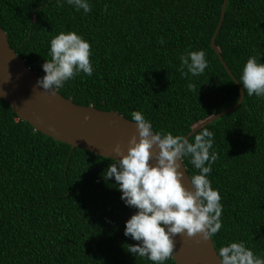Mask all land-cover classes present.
Listing matches in <instances>:
<instances>
[{
    "label": "trees",
    "instance_id": "1",
    "mask_svg": "<svg viewBox=\"0 0 264 264\" xmlns=\"http://www.w3.org/2000/svg\"><path fill=\"white\" fill-rule=\"evenodd\" d=\"M223 2L90 0L86 14L65 0H0V26L39 78L51 39L76 32L91 44L94 71L60 95L130 121L138 111L155 132L187 136L239 101L210 45ZM215 45L240 83L246 61L264 55V0H229ZM200 50L208 68L185 78L179 57ZM204 129L219 154L208 177L223 205L215 248L243 241L264 258V98L245 91L237 109ZM114 162L34 130L0 98V264H153L126 251L138 243L124 235L136 209L125 206L114 178H103ZM183 164L189 177L198 174L190 158Z\"/></svg>",
    "mask_w": 264,
    "mask_h": 264
},
{
    "label": "clouds",
    "instance_id": "2",
    "mask_svg": "<svg viewBox=\"0 0 264 264\" xmlns=\"http://www.w3.org/2000/svg\"><path fill=\"white\" fill-rule=\"evenodd\" d=\"M77 12H91L90 0H65ZM164 43L163 39L160 41ZM50 61L42 65L45 75L37 80L36 87L55 95L57 89L81 73L91 76V44L74 31L61 32L50 41ZM264 56V55H261ZM260 57L251 56L242 69L243 93L248 97L264 98V64ZM180 71L185 78L191 74L202 75L209 62L203 50L189 51L181 55ZM186 69V71H184ZM189 91L196 86L188 84ZM139 135L129 142L127 154L117 146L116 155L121 158L109 164L103 178H114L125 206L136 209L126 221L125 237L138 243L127 245V252L146 258L153 264H164L173 257L174 238L200 234L203 240H211L222 228L223 205L218 189H213L208 178L212 165L219 159L213 150L214 133L203 129L194 136L162 133L153 130L152 123L138 111L131 114ZM156 146L159 151L152 152ZM190 158L198 174L190 177L192 190L182 184L183 160ZM154 162V163H153ZM220 264H264V258L241 242H232L219 248Z\"/></svg>",
    "mask_w": 264,
    "mask_h": 264
},
{
    "label": "water",
    "instance_id": "3",
    "mask_svg": "<svg viewBox=\"0 0 264 264\" xmlns=\"http://www.w3.org/2000/svg\"><path fill=\"white\" fill-rule=\"evenodd\" d=\"M228 1L224 0L222 4L219 24L210 45L227 74L237 85L240 94L239 101L197 126L187 135L189 138L237 109L244 101L241 84L234 77L215 45L224 21ZM38 79L37 74L30 70L25 61L10 47L7 35L0 26V98L10 106L12 112L20 120L27 122L43 135L57 142L68 144L73 149H83L117 161L121 158L116 155L117 146L126 155L130 140L136 137L137 142L139 141L134 122L114 111L107 112L92 106L77 105L58 92L55 95L45 92L36 87ZM151 151L159 150L153 146ZM180 171L184 172L183 186L191 191L190 177L184 164ZM172 259L175 264H220L213 239L205 241L200 234L191 238L186 235H177L174 238Z\"/></svg>",
    "mask_w": 264,
    "mask_h": 264
}]
</instances>
